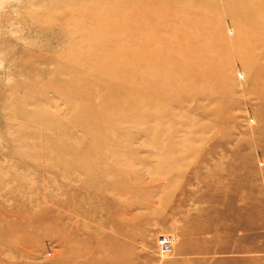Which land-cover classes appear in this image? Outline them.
Instances as JSON below:
<instances>
[{
	"label": "rangeland",
	"instance_id": "obj_1",
	"mask_svg": "<svg viewBox=\"0 0 264 264\" xmlns=\"http://www.w3.org/2000/svg\"><path fill=\"white\" fill-rule=\"evenodd\" d=\"M259 3L0 0V264H264Z\"/></svg>",
	"mask_w": 264,
	"mask_h": 264
},
{
	"label": "bare ground",
	"instance_id": "obj_2",
	"mask_svg": "<svg viewBox=\"0 0 264 264\" xmlns=\"http://www.w3.org/2000/svg\"><path fill=\"white\" fill-rule=\"evenodd\" d=\"M259 2H260L259 4H263L264 3V0H259ZM197 8H198L197 11H209V10H211L212 12H217L218 11V8L213 7V6H209V5H204V6L203 5L202 6L198 5ZM183 11L184 10H182V9H177L176 12H173V13H176V14L177 13L184 14ZM260 12H262V11H260ZM115 14L117 15L116 20L112 21L111 19H106V22H108V20H111L112 22H110V23L108 22V23H106L107 25H101L100 27L94 28L91 31L93 33V35L105 34V32L113 34L114 32L113 31H110V27H114L115 29H117V30H119L121 32L132 31L135 28L137 30H140V29H143L145 31L146 30H149V28H147V26H141V25H134V26H132V25H130L131 23L129 24L130 26L127 25V24H125V25L118 24L117 21H118V18L120 16V13L115 12ZM260 15L261 16H264V12L261 13ZM255 17H256V15H255ZM208 20L209 19H202L203 24L202 23L200 24L192 16H187L186 19L184 20V24L177 25V26L175 25V26H171V27L154 28V29H156L158 31L164 30L162 32L165 33L167 36L174 37V38H177L179 40H182V39H185V34H193L194 30L197 29L198 27L207 25V24H205V22H207ZM113 22H115V23L113 24ZM230 22L233 24V27H234L235 23L233 21H230ZM150 29H152V28L150 27ZM232 32H234V31H232ZM128 34L131 35V38H132L134 44L139 43L141 45V44L146 43V42L148 43V41H149L148 39H145L144 38V35L141 32H139V31L136 32V33L128 32ZM241 34H242V32H240L239 30H238V32L235 33L236 36L241 35ZM119 35H121V34H119ZM220 41H222L221 42L222 45H224V46L227 45L226 41H224L223 39L220 40ZM196 45L197 44L195 43L193 45V47H190L189 48V46H186V47L181 48L182 49L181 50V54H188V55L196 54V50H195V46ZM180 47H182V46H180ZM170 49L172 50V48H170ZM178 50H180V48ZM205 55L208 56V54H205ZM103 57L106 58V59L112 58L113 59V62H116V61L119 60V57L116 56L113 53L105 54ZM229 60H230V58H229ZM249 60L250 59H247L244 63L241 64V66L249 68ZM101 61H103V60L101 59ZM117 66H118V64H117ZM117 66H114V68H112L108 72H106L107 77H108V74H121L120 70L118 71L119 68ZM176 72L179 73V74L187 75V77H189L191 75V78H192V76H195L196 75V74L193 73V68H190V67L187 68V67H184V66L178 67L176 69ZM187 73H189V74H187ZM103 85L106 86L107 92H109L113 96L114 99L116 98V99H119V100H125L126 97L129 94H134V91H135L132 88L124 87L123 86L124 84L123 85H116V84L110 83L109 81H105L103 83ZM154 98L157 101H159V102L160 101L163 102L162 101L163 100L162 98H158V97H155V96H154ZM80 107H82V106H80ZM136 107H138V108L140 107V109H142L143 108V104L142 103L136 104ZM91 111H92L91 109H88V112H91Z\"/></svg>",
	"mask_w": 264,
	"mask_h": 264
},
{
	"label": "built area",
	"instance_id": "obj_3",
	"mask_svg": "<svg viewBox=\"0 0 264 264\" xmlns=\"http://www.w3.org/2000/svg\"><path fill=\"white\" fill-rule=\"evenodd\" d=\"M160 244H161V249L163 252H169L171 250L166 237L162 236L160 238Z\"/></svg>",
	"mask_w": 264,
	"mask_h": 264
}]
</instances>
